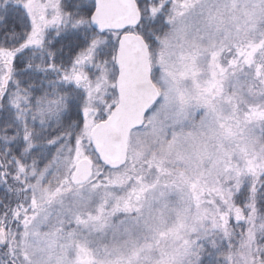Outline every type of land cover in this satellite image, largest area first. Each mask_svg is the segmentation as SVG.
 Masks as SVG:
<instances>
[{"label": "snow or ice", "instance_id": "snow-or-ice-1", "mask_svg": "<svg viewBox=\"0 0 264 264\" xmlns=\"http://www.w3.org/2000/svg\"><path fill=\"white\" fill-rule=\"evenodd\" d=\"M0 264H264V0H0Z\"/></svg>", "mask_w": 264, "mask_h": 264}]
</instances>
